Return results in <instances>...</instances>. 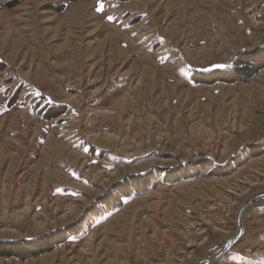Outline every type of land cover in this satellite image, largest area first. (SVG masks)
Returning <instances> with one entry per match:
<instances>
[{
	"label": "rangeland",
	"instance_id": "1",
	"mask_svg": "<svg viewBox=\"0 0 264 264\" xmlns=\"http://www.w3.org/2000/svg\"><path fill=\"white\" fill-rule=\"evenodd\" d=\"M263 47L264 0H0V249L78 222L0 264H264V69L189 70Z\"/></svg>",
	"mask_w": 264,
	"mask_h": 264
},
{
	"label": "trees",
	"instance_id": "2",
	"mask_svg": "<svg viewBox=\"0 0 264 264\" xmlns=\"http://www.w3.org/2000/svg\"><path fill=\"white\" fill-rule=\"evenodd\" d=\"M68 2H77L80 0H67ZM12 6L16 4H11ZM65 10V6H60L57 8L58 12H62ZM229 70L227 74L225 73H220V72H214V73H205V72H197V74H193L194 82L198 84H206V85H214L216 83L222 82V83H227V84H233L236 83L237 81L241 80H246V79H252L255 77L258 73H260L264 69V47L263 48H258L253 51H243L241 52L238 56H236L231 63L229 64ZM6 69V66L3 63H0V73L3 72ZM54 114L51 116V118H56L58 117L60 112L58 111V108H54ZM57 109V110H56ZM58 111V112H57ZM219 169V168H218ZM222 169V168H220ZM133 179H140L143 182V185L150 184L148 183V180H151V178L147 179V174L141 175L139 177H135ZM147 179V180H146ZM172 180V178H171ZM179 181V180H175ZM171 182V181H170ZM125 183V182H124ZM136 184H133V182H130V184H124L126 188H133L135 185H139V182H135ZM146 186V187H148ZM117 191V188H113L111 192ZM127 191V190H126ZM122 192V190H121ZM121 192H115L113 195L115 196L112 198V196L109 199H113V204H118V201L120 203L121 200L117 201L116 195H118ZM123 193V192H122ZM106 199V196L104 197ZM107 198V200H109ZM121 199V198H120ZM102 198L98 200V203H101L102 205L106 206L107 201L102 203ZM83 218L79 221L80 223L82 222ZM78 222L70 224L68 227H66L65 230L59 231L57 234L51 233L48 236L46 235L45 237H39L36 240H22L21 242L23 245H25L26 250H21L17 253H10L6 249H0V258L2 257H18L22 260L25 258H29L32 256H39L43 253H46L48 251H51L54 249L56 246L62 245L64 240L62 241V235L63 232L66 230V235L68 233V236H73L75 231H69V229L73 228L75 225H77ZM60 235V236H59ZM45 238V239H44ZM49 239V240H46ZM7 244V245H18V241H0V245ZM1 248V247H0ZM19 249V248H18Z\"/></svg>",
	"mask_w": 264,
	"mask_h": 264
},
{
	"label": "snow or ice",
	"instance_id": "3",
	"mask_svg": "<svg viewBox=\"0 0 264 264\" xmlns=\"http://www.w3.org/2000/svg\"><path fill=\"white\" fill-rule=\"evenodd\" d=\"M103 9V4L100 5L98 10ZM146 15V14H145ZM109 21L113 20L114 17L109 16L108 17ZM229 64L224 63V62H211L208 66L206 67H193L189 65V70L192 72H205V73H214V72H220V73H225L227 74L229 70ZM49 103H52V100L49 99ZM243 235V233H241ZM222 259H227V258H222ZM228 264H230V261H228Z\"/></svg>",
	"mask_w": 264,
	"mask_h": 264
},
{
	"label": "water",
	"instance_id": "4",
	"mask_svg": "<svg viewBox=\"0 0 264 264\" xmlns=\"http://www.w3.org/2000/svg\"><path fill=\"white\" fill-rule=\"evenodd\" d=\"M258 200H264V195L259 196L258 198L254 199L251 203H249L248 205H246L245 207L242 208L241 213H240V218H239V225H240V221H241V217H242V215H243L246 211L250 210V209H251L250 206H251L254 202L258 201ZM233 243H234V240H233V241H230L227 245H225V247L223 248L222 251L220 250V251L218 252V255H217V256H215L214 258H210L209 260L205 261V262L202 263V264H211V263H213V262H217V261H218L223 255L226 254V252L230 249V247L233 245ZM216 254H217V253H216Z\"/></svg>",
	"mask_w": 264,
	"mask_h": 264
},
{
	"label": "bare ground",
	"instance_id": "5",
	"mask_svg": "<svg viewBox=\"0 0 264 264\" xmlns=\"http://www.w3.org/2000/svg\"><path fill=\"white\" fill-rule=\"evenodd\" d=\"M75 19V18H74ZM150 73V72H149ZM166 85V84H165ZM147 102V101H146ZM135 103V102H134ZM133 106V105H132ZM136 106V105H135ZM147 106V105H146ZM145 106V107H146ZM146 109V108H145ZM146 111V110H145ZM168 132V131H167ZM242 135L243 136H246V132H243L242 133ZM166 136V135H165ZM167 137V136H166ZM98 139V138H97ZM99 141V140H98ZM112 141V140H111ZM50 144L52 143V140H49L48 141ZM57 142V141H56ZM105 142V141H104ZM53 143H55V141L53 142ZM112 144H113V142H112ZM56 145V144H55ZM57 146H59V145H57ZM62 146V145H61ZM150 146V145H149ZM54 147V146H53ZM60 147V146H59ZM148 147V146H147ZM52 148V147H51ZM252 207H254V208H256V207H258V208H263L264 207V201H262V200H259V201H257V202H255L254 204H252V206H250V208H252ZM128 209V208H127ZM229 243V242H228ZM227 243V244H228ZM226 244V245H227ZM223 250V249H222ZM221 250V251H222ZM218 255V252H217V254H215V256H217ZM215 256H210L209 258H208V260L210 259V258H214Z\"/></svg>",
	"mask_w": 264,
	"mask_h": 264
}]
</instances>
